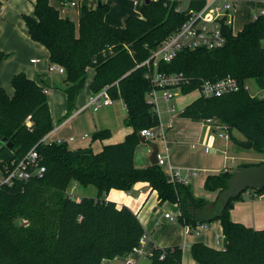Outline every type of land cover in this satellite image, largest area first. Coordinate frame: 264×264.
<instances>
[{
	"label": "trees",
	"instance_id": "trees-1",
	"mask_svg": "<svg viewBox=\"0 0 264 264\" xmlns=\"http://www.w3.org/2000/svg\"><path fill=\"white\" fill-rule=\"evenodd\" d=\"M177 3L150 0L141 15L130 16L124 27L105 20L110 10L106 3L96 9L82 6L78 28L50 0H36L34 14L24 17L31 39L47 49L50 63L65 68L68 113L63 121L72 115L88 69L93 68L92 92L107 88L113 100L122 99L128 113L125 125L133 131L122 142L105 145L100 153L90 147L79 150L76 157L66 142L43 141L55 125L41 85L19 73L12 79L13 97L0 87V135L13 144L9 149L0 143V169L20 161L34 147L46 167L41 178L0 186V264H104L130 255L141 244L143 225L130 208L105 196L112 189L130 191L137 183H148L161 203L178 204L177 220L184 227L220 221L227 247L218 250L201 242L192 244L198 264H264V228L246 227L230 217L234 202L245 192L226 206L219 199L211 203L197 198L190 185L170 181L159 164L144 169L134 166L139 134L160 125L159 115L147 102L153 88L145 76L148 68L140 65L187 20V15L175 10ZM224 34L222 48L181 51L171 63H160L159 71L184 73L191 82L182 87L183 94L195 91L202 80L236 78L240 91L200 97L180 116L225 123L264 154V97H253L243 87L247 80H254L264 90V15L252 17L236 34L225 27ZM5 58L0 53V65ZM110 136L105 129L95 132L92 139L103 141ZM232 176L230 172L210 175L205 189L218 191L220 197ZM72 182L95 186L97 196L73 199L67 193ZM253 192L261 195L264 190ZM149 259L150 264H182L183 248L154 246Z\"/></svg>",
	"mask_w": 264,
	"mask_h": 264
},
{
	"label": "crops",
	"instance_id": "crops-1",
	"mask_svg": "<svg viewBox=\"0 0 264 264\" xmlns=\"http://www.w3.org/2000/svg\"><path fill=\"white\" fill-rule=\"evenodd\" d=\"M88 1L84 0L82 4L79 0H50V3L59 10L62 17L70 18L78 28L79 12L82 6L96 9L99 2H101L108 4L111 9L112 4L116 0ZM130 1L135 6L140 4L144 6L145 4V0ZM241 1L250 2L252 0ZM0 2V53L6 55L0 65V87L4 88L10 97H13L15 90L12 85V79L15 75L24 73L44 89H48V101L55 125L54 130L49 134V140L53 142L59 139L67 141L69 148L73 151L91 147L95 153H100L105 145L122 142L128 134L132 133V128L125 125L128 113L122 99H112L111 105H102L98 109L88 106L89 99L93 94L91 90V84L95 77L93 68L88 69L87 76L91 74L90 86L88 89L84 87L78 95L72 111L74 115L63 121V118L68 113L67 94L64 90L65 74L48 72L50 64L49 53L42 44L31 39L24 19L25 16L34 14L36 0H0ZM72 2H75L76 5L71 6ZM238 6L234 12L232 26L235 34L240 32L253 15L264 6V2L258 3L254 13L250 11L237 13ZM74 8H77V10L72 13ZM132 15V12L126 10L122 11L118 19L114 15H106L105 20L113 26L124 27L126 20ZM236 20L241 22L238 30H235ZM33 59H39L40 62L32 63ZM54 75L59 76V80H62V87L57 86ZM251 81L254 82V80L245 82L249 91ZM51 92H53L52 95ZM175 92L177 94L174 97L176 100L179 97L178 93L180 96L185 95L178 90ZM262 93H264V90L258 88L255 96L250 94L253 97L261 98L263 97ZM198 98L199 95H197L196 99ZM161 101L166 105L165 110L162 109L163 103ZM158 104L160 125L156 128L160 136L152 140L147 139L145 143L138 145L134 157V166L137 169H144L152 165L150 162L151 146L157 144L159 154L166 157V165L162 168L168 179L171 181L170 167L180 169L183 173L187 169L198 170V176L193 178L198 179L196 181L197 185L195 184V186L191 187L193 193L197 198L214 203L218 199L220 201L219 192L205 189L204 184L208 176L219 174L225 168L228 169V172H231L235 167L237 169L245 165L252 166L261 162L264 163V158L258 160L249 153L238 152L239 154L234 156L233 153H236L234 149H232L233 153H230L232 131L234 129L231 130L230 140H222L216 136L211 125L205 122L192 121L189 118L180 116V113L170 114L168 112V103L164 101L162 92H160ZM170 120H172L173 125L169 128ZM105 129L110 131L111 136L103 141H93L92 135L99 130ZM84 135H88V137L82 138ZM70 138H74V141H70ZM147 142L150 143V146L146 145ZM239 142L247 143L249 141L240 134ZM208 145L219 151L207 153L205 147ZM251 149H254V146ZM80 199L81 197L77 200ZM105 200L112 201L118 206H126L138 215L144 228V235L146 236L145 249L147 251H150L154 246L161 248L181 246L183 248L182 264H198L191 252L192 244L201 242L218 250L223 249L225 237L220 221L212 222L209 228L200 234L187 233L186 228L177 220L180 215L179 205L171 202L161 203L158 193L152 190L148 183H137L130 191L112 189L106 194ZM159 208L162 210L158 213ZM167 210L172 213L165 212L162 215V211ZM166 214H170L173 219L167 218ZM230 217L234 222L241 223L246 227L257 230L263 229L264 193L258 195L253 191H249L243 194L241 199L234 202ZM133 259L136 260L137 264H146V260H148V258L136 256H133ZM116 262L124 264L123 257L105 260L104 264H115ZM148 264H150V261Z\"/></svg>",
	"mask_w": 264,
	"mask_h": 264
},
{
	"label": "built area",
	"instance_id": "built-area-1",
	"mask_svg": "<svg viewBox=\"0 0 264 264\" xmlns=\"http://www.w3.org/2000/svg\"><path fill=\"white\" fill-rule=\"evenodd\" d=\"M158 1V0H153ZM170 3L178 2L175 10L183 13L180 3L182 0H167ZM205 1L204 7L196 12L190 10L187 13V20L180 26V28L172 33L167 39H165L154 51H152L150 57L144 61L140 66H147L148 71L146 73V79H148L152 85V90L147 96V102L151 106L152 111L159 113V96L162 92V97L166 103H168V112L173 114L176 112V107L170 104L173 98L176 96V90L181 92L183 86L190 84V79L182 72L180 73H164L159 71V65L162 62L171 63L179 54L184 50H196L206 49L215 50L222 48L226 43V37L224 34L225 27L233 26L234 22V11L239 5L241 0H203ZM76 3L72 2L71 6H75ZM264 15V6L253 15V18H258ZM32 63L40 62L39 59H33ZM48 72L66 74L65 68L56 63H50L48 66ZM249 91L248 86H243ZM241 85L236 78L231 75L219 79L217 81L202 80L198 91L199 98L203 97L206 99L222 97L226 94L236 93L241 90ZM45 93L48 94V89H44ZM112 98L108 93L107 88H104L99 93H93L89 99L88 106H93L95 109L100 106L111 105ZM205 123L211 125L214 129L216 136L222 140H230L231 138V127L225 123H222L215 119H208ZM172 120H170L168 127H172ZM141 135L146 139L152 140L157 138L159 132L157 128L144 129L141 131ZM163 135V133H162ZM88 135H84L82 138H87ZM43 141L46 143H53L49 140L47 135ZM70 141H74V138H70ZM57 143H64L67 141L57 140ZM205 151L207 153H215L219 150L213 146H206ZM158 164L161 167L166 165V157L158 155ZM4 173V179L0 181L1 185H13L16 181H29L33 177H43L46 172V167L40 163V155L36 148L31 149L20 161H13L11 164H7L4 168H1ZM171 181L180 182L188 185L190 181L197 177L199 171L196 169H187L183 173L180 169L170 167ZM222 172H228L225 168ZM253 191V190H252ZM245 192L244 194L248 193ZM256 194V193H255ZM72 198L73 195L69 194ZM167 218H172L170 214H166ZM211 224L203 223L198 224L195 227L186 226L187 233L200 234ZM146 236L141 238L140 246L134 248L130 255L124 256V264H137L133 256L139 258H149L151 250L145 249ZM220 243V241H218ZM223 249H225L223 247ZM164 257V256H163ZM162 257V258H163ZM115 264H120L116 262Z\"/></svg>",
	"mask_w": 264,
	"mask_h": 264
},
{
	"label": "rangeland",
	"instance_id": "rangeland-1",
	"mask_svg": "<svg viewBox=\"0 0 264 264\" xmlns=\"http://www.w3.org/2000/svg\"><path fill=\"white\" fill-rule=\"evenodd\" d=\"M79 1H81V3L83 4L84 0H79ZM94 1L97 2L98 0H94ZM102 1H105V0H102ZM262 2H264V0H252L250 2L249 1L248 2L247 1H240L238 9H237V13H239L241 11H243V12L250 11V12L254 13V12H256V7L258 6V3H262ZM204 5H205V1H203V0H182V2L180 3V6L182 8V12L183 13H187L191 9L196 11V12H199L204 7ZM142 7H143L142 4H140L139 6H135L133 4V2L130 1V0H116L112 4L111 9L109 10L107 15H114L118 19V18H120L122 11L128 10L129 12H132L133 15L138 16L139 14H141ZM76 10H77V8H74L72 13H75ZM240 25H241L240 20H236V26H235L236 29L235 30H238V28H240ZM54 77L56 79L57 86L58 87H60V86L62 87V83L63 82H62V80H59V76L54 75ZM87 77L88 78H87L85 86H84L86 89H88L89 86H90L91 74H89V76H87ZM250 87L251 88H250L249 92L255 96L257 94V92H258V88H257L256 83L251 81ZM52 94H53V92H51V95ZM198 94L199 93L196 90H195V92L193 91L191 93L185 94L184 96L183 95L180 96V94L178 93V96H179L178 99L176 100V98H174L171 101V103H170V104L175 105V107H176L175 114L181 113L182 110H184V108L188 104H190L193 100H195L197 98ZM175 95L177 96V94H175ZM262 95L264 97V93H262ZM161 103H163V102L161 101ZM92 108H94V107L92 106ZM165 108H166V105H165V103H163L162 104V109L165 110ZM72 115H74V112L72 113ZM240 134L241 133H239L236 129H234L232 131V135H233L232 139H231L232 148L230 149V153H233L232 149H234V152H236V153H233L234 156H236L239 153H249L255 159H258V160L263 159L264 158V154L262 152H258L256 149H250V150L244 149V148H241L239 146V144H240V142H239ZM146 145L150 146V143L147 142ZM234 162H236V161H234ZM235 170H236V167H235V169H232L230 174H234ZM3 179H4V173L0 169V181L3 180ZM196 181H198V179H192L190 181L191 187L195 186V184L197 185ZM249 191H252V190H249ZM97 192H98L97 188L95 186H93V185H89L87 187H84V186H82L80 184H77L75 182H72L69 185L68 189H67V193L68 194H72L73 195V199H76V200L78 198H80V197L82 198V197L96 196ZM161 210L162 209L159 208L158 213ZM165 212L172 213L170 210H167V211H162V215ZM149 261H150V259L148 258V260H146V264H148Z\"/></svg>",
	"mask_w": 264,
	"mask_h": 264
},
{
	"label": "water",
	"instance_id": "water-1",
	"mask_svg": "<svg viewBox=\"0 0 264 264\" xmlns=\"http://www.w3.org/2000/svg\"><path fill=\"white\" fill-rule=\"evenodd\" d=\"M150 3V0H145V4ZM102 3L99 2L98 6ZM141 143L147 141L146 137L139 134ZM0 143L6 145L9 149L13 147V144L8 142L7 138L0 135ZM239 146L244 149H251L254 146L252 141L247 143H240ZM152 152L150 155V162L152 165L158 164L159 147L157 144L151 146ZM81 154L80 151H74V155L78 157ZM247 190L263 191L264 190V163L261 165L241 166L238 167L229 182V188L221 193L220 201H223V205L226 206L228 202L238 195L246 192ZM228 244L227 238L223 240V247L226 248Z\"/></svg>",
	"mask_w": 264,
	"mask_h": 264
}]
</instances>
